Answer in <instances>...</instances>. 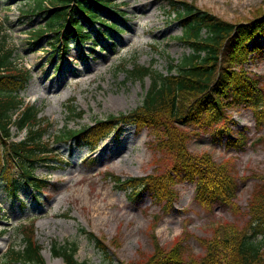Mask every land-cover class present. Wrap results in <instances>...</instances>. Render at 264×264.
<instances>
[{
	"label": "rangeland",
	"instance_id": "1",
	"mask_svg": "<svg viewBox=\"0 0 264 264\" xmlns=\"http://www.w3.org/2000/svg\"><path fill=\"white\" fill-rule=\"evenodd\" d=\"M25 2L0 0V21L5 22L0 34V56L11 51L14 67L32 71V79L20 97L26 105L39 108L40 117L53 125V131L62 129L66 123H70V128L93 125L140 105L151 80H127L124 72L114 75L123 61L129 69L135 59L141 66H152L153 70L167 74L172 60L180 64L192 54L189 45L179 39L183 29L171 12L172 3L193 5L233 24L250 21L258 11L264 13V0H115L101 14L109 22H119L123 31L112 37H98L94 45L88 43L81 49L73 45L69 55L62 59L50 57L53 55L48 47L50 38L32 44V34L47 21L44 15L24 17ZM255 45L263 47V56L249 60L244 68L260 79L264 88V35L251 41L249 49ZM72 99L83 116L67 122V107L73 104ZM225 111L231 120L229 135L217 136L222 123L214 127L181 123L178 126L187 134L185 145L191 153L211 154L216 162L233 168L242 180L232 211L215 206L208 209L194 200L195 185L181 176L173 179L174 195L168 204L173 206L168 211L153 196L143 193L136 197L120 190L115 175L122 179L147 175L161 178L173 164V156L158 144L161 137H154L149 129L122 125L117 138L102 140L95 151L77 150L65 169L39 167L36 175L48 182L45 194L40 197L36 198L29 189L19 192L17 198L8 197L0 187V232H7L0 237V259L12 241L17 249L22 248L14 226L31 221L36 222L37 242L47 264H65L64 259L53 257L54 242L60 247L77 242L79 262L107 264L106 258L80 234V228L106 238L116 251L114 256L109 249V256L124 264H143L155 253L153 234L164 251L180 241L185 258L204 254L203 242L213 236L217 224L245 225L248 204L264 179V126L256 125L253 113L242 104ZM239 133L245 134L242 145L225 144L227 136L235 141ZM13 134L15 140L24 137V134L16 137L15 129ZM54 147L67 159L70 155L66 153L73 152Z\"/></svg>",
	"mask_w": 264,
	"mask_h": 264
},
{
	"label": "trees",
	"instance_id": "2",
	"mask_svg": "<svg viewBox=\"0 0 264 264\" xmlns=\"http://www.w3.org/2000/svg\"><path fill=\"white\" fill-rule=\"evenodd\" d=\"M113 1L27 0V10H22V13L31 17L44 13L48 22L44 29L34 34L35 43L45 36L44 31L53 32L54 39L66 52L71 41L80 43L91 39L92 34L87 27L92 24L100 23L117 30V24L109 23L101 16ZM45 3L50 6L45 8ZM32 4L33 7L30 6ZM196 9L182 2L172 3V13L178 19L188 16L183 20L182 39L188 41L193 52L183 58L177 75L172 74L176 68L172 65L169 73L163 75L135 62L131 70L125 68V63L122 64L117 72L124 71L127 80L143 82L148 77L151 86L142 104L135 110L110 115L97 121L94 127L84 126L73 130L67 125L53 135L52 125L39 117L37 107L27 106L17 114L23 105L18 98L19 93L28 85L31 73L25 68L14 67L11 51L0 56V182L8 181L14 192L22 183L45 187V182L36 178L34 172L37 163L49 164L55 160L53 149L43 140L46 135H53L57 142L67 139L85 142L128 123L151 129L157 137H161L160 146L173 156V164L166 176L140 180L133 188L150 190L159 200L170 199L174 195L171 189L174 177L183 176L187 180H197V195L204 204L211 205L218 198L229 202L239 184L234 169L227 164L217 163L209 153H191L185 145L187 134L180 130L178 123L201 127L203 124L214 127L222 123L217 128V136L221 133L229 135L231 130L228 124L231 120L225 109L245 103L257 111V121L259 125H264V110L258 114L264 108V88L261 80L250 76L242 66L251 59L252 54L262 57L260 47L249 50L248 44L256 35H264V13L258 11L250 21L233 24L206 13L191 15ZM3 27V22H0V34ZM68 108V122L81 117V114H76L75 106ZM13 127L18 134L25 132L23 141H11ZM241 136L235 141L227 136L225 142L230 147L242 145L244 135L241 133ZM248 214L250 219L243 227L226 225L218 228L213 238L205 241L206 252L200 258L186 260L181 244L166 251L156 244L155 253L143 264H264V179L253 194ZM22 233L24 249H13L6 264H44L41 247L34 241L33 229H25ZM88 238L100 253L108 255L97 238L91 235ZM77 251V243L60 247L54 242L52 245V254L63 257L66 264H88L75 260ZM109 264L115 263L112 261Z\"/></svg>",
	"mask_w": 264,
	"mask_h": 264
},
{
	"label": "bare ground",
	"instance_id": "3",
	"mask_svg": "<svg viewBox=\"0 0 264 264\" xmlns=\"http://www.w3.org/2000/svg\"><path fill=\"white\" fill-rule=\"evenodd\" d=\"M95 208L97 209V208H98V205H96ZM95 208H94V209H95Z\"/></svg>",
	"mask_w": 264,
	"mask_h": 264
}]
</instances>
